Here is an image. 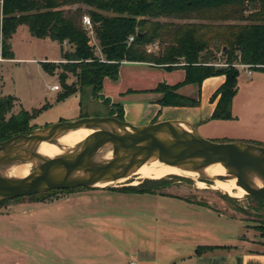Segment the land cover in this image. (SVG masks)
Listing matches in <instances>:
<instances>
[{
  "label": "rangeland",
  "instance_id": "1",
  "mask_svg": "<svg viewBox=\"0 0 264 264\" xmlns=\"http://www.w3.org/2000/svg\"><path fill=\"white\" fill-rule=\"evenodd\" d=\"M83 9L86 14V7ZM158 20L174 24L207 23L197 15L188 19ZM12 41L11 50L19 59L0 61V90L4 94L1 95L15 99L12 114L22 108L29 112L38 110L29 121L31 130L59 121L104 117L111 111L117 117L116 109H108V104L100 102L98 93L93 94L90 89L57 99L63 90L62 75H66L64 82L67 84L75 80L70 72L63 70L64 65L74 64L71 45L33 37L25 25L13 34ZM168 42L155 39L144 49L158 55ZM219 45L214 42L211 51L217 57L215 63L223 64ZM93 50L101 57L99 46H93ZM53 58L58 60L48 61ZM42 62H48L49 73L43 69ZM53 83L60 86V91L50 90ZM44 105L46 107L42 108ZM198 181L204 182L206 187H198ZM131 187H141L150 193L118 191ZM42 198L44 204L52 206L49 211L53 212L47 216L42 213L37 220L28 217L27 204ZM178 199L205 204L198 205L196 212L186 217L198 224H206L211 239H219L225 244L234 240L239 243V237L250 238L248 241L254 247L264 250V237L258 230L264 231L263 198L249 194L230 195L213 180L199 175L169 174L152 178L140 174L115 185L53 190L5 201L0 205V215L10 217L9 223L0 221V235L6 234L0 236V264H128L129 257L144 252L148 241L157 245L164 242L165 237L169 238L174 226L172 222L190 213L182 206L186 202ZM38 219L43 223L40 229L36 226ZM44 229L51 231L52 239L43 235ZM34 243L38 244L36 249L31 247Z\"/></svg>",
  "mask_w": 264,
  "mask_h": 264
},
{
  "label": "trees",
  "instance_id": "2",
  "mask_svg": "<svg viewBox=\"0 0 264 264\" xmlns=\"http://www.w3.org/2000/svg\"><path fill=\"white\" fill-rule=\"evenodd\" d=\"M84 7L92 21L101 57L95 54L83 27ZM194 15L207 23L174 24L158 20L188 19ZM23 25L33 37L48 38L61 45L66 43L74 49V64L64 65L63 70L70 72L75 80L67 84L64 82L66 75H62L63 90L57 99L84 89L99 93L105 77L113 81L118 79L122 61L149 62L167 69L184 68L183 83H200L207 77L223 75L224 82L210 98L211 102L217 98L211 117L227 120L233 117L231 103L238 88L239 68L236 65L246 64L251 69L264 71V0H0V58L14 59L8 42ZM129 35H133L134 40L128 44ZM155 39L161 43L169 41L158 55L144 49ZM214 42L220 44L223 65H215L217 57L211 51ZM181 58L184 64L173 65ZM47 63L42 62V65L49 73L51 67ZM175 87L159 84L155 88L164 93L161 105L196 104L194 100L175 94ZM13 99L2 96L0 90V142L31 130L29 121L38 113V110L29 112L23 108L16 114L10 113ZM103 102L108 104L106 99ZM111 106L123 120L122 105ZM118 191L150 193L141 187ZM258 230L264 237V231ZM214 248L216 246H198L195 254Z\"/></svg>",
  "mask_w": 264,
  "mask_h": 264
},
{
  "label": "crops",
  "instance_id": "3",
  "mask_svg": "<svg viewBox=\"0 0 264 264\" xmlns=\"http://www.w3.org/2000/svg\"><path fill=\"white\" fill-rule=\"evenodd\" d=\"M10 42L13 50L12 38ZM18 59L14 57L13 60ZM6 60L11 59L0 58V61ZM52 60L58 59H48V61ZM250 71L251 73L248 74L246 70L239 69L238 88L231 103L233 117L227 120L211 117L217 98L213 102L210 98L224 82V76H210L200 83H183L186 72L182 67L167 69L149 62L122 61L118 70V79L113 81L105 77L98 95L101 96L100 102L105 99L108 101V109H112V104L120 103L123 120L135 126L171 121L186 130L192 129L201 137L211 141L264 145V71L251 68ZM55 84L57 83L52 85ZM159 84L176 86L175 94L194 100L196 104L161 105L160 100L164 93L155 90ZM51 91L58 92L60 89ZM178 200L186 202L182 206L190 213L185 215V218L175 219L172 222L174 226L171 229V236L165 237L164 242L155 245L154 241H148L144 252L133 254L129 257V261L135 260L136 264H264V250L254 247V244L248 241L250 238L239 237V243L234 240L225 244L219 239H211L206 224H198L190 217H186L195 213L196 207L201 204L185 199ZM27 205L28 217L35 220L42 213L47 216L49 212H53L51 209L49 211L52 206H47L43 201L31 202ZM8 217L10 216L0 215V221L9 223ZM38 220L36 226L40 229L43 223ZM43 232L48 239H52L51 231L44 229ZM33 246L36 249L38 244L34 243L31 247ZM198 246H216V248L196 255L195 249ZM56 253L54 252L55 255Z\"/></svg>",
  "mask_w": 264,
  "mask_h": 264
},
{
  "label": "water",
  "instance_id": "4",
  "mask_svg": "<svg viewBox=\"0 0 264 264\" xmlns=\"http://www.w3.org/2000/svg\"><path fill=\"white\" fill-rule=\"evenodd\" d=\"M11 46L9 41L8 47ZM93 118L104 121L106 128L90 123ZM82 126L94 130L78 145L58 156L38 158L26 176L15 178L0 174V205L7 200L53 190L100 187L98 183L116 181L151 158L161 163L186 159L194 168L220 162L234 168L235 172L214 178L204 174H199V177L213 181H227L234 177L236 185L241 186L248 184L247 174H255L263 184L252 186L249 195L264 199V146L248 142L211 141L171 121L135 126L110 115L51 123L0 142V164L10 165L19 161V153L33 141L48 139L59 130ZM107 145L112 146L110 158L93 161L96 151ZM77 172L81 174L75 176Z\"/></svg>",
  "mask_w": 264,
  "mask_h": 264
},
{
  "label": "bare ground",
  "instance_id": "5",
  "mask_svg": "<svg viewBox=\"0 0 264 264\" xmlns=\"http://www.w3.org/2000/svg\"><path fill=\"white\" fill-rule=\"evenodd\" d=\"M89 122L101 128L107 126L104 121H99L96 118L89 120ZM93 130L94 129L91 128H85L84 126L68 130H59L48 139L33 141L29 143L25 150L19 153V161L10 165L0 164V174L6 177H24L29 173L30 169L35 166L38 158L46 159L58 156L78 145L88 134L93 132ZM111 155L112 146L107 145L96 151L93 161H103L110 158ZM21 160L24 161L22 162ZM234 172V168L225 166L220 162H215L203 168H194L186 159H177L168 163H161L156 158H151L137 169L131 170L122 175L116 181L98 183L97 186L104 187L115 185L128 177H136L140 174L152 178H157L158 176L166 177L169 174H178L185 177H197L199 174H204L214 178L218 175L232 174ZM80 174V172H77L75 173V176H79ZM246 177L248 181L246 186L236 185L234 177H231L227 181L215 179L214 184L227 191L230 195L232 194L237 197H242L244 194H251L252 186L260 187L263 184L262 180H260L255 174H247ZM197 185L200 188L206 187L205 183L201 181H198Z\"/></svg>",
  "mask_w": 264,
  "mask_h": 264
},
{
  "label": "built area",
  "instance_id": "6",
  "mask_svg": "<svg viewBox=\"0 0 264 264\" xmlns=\"http://www.w3.org/2000/svg\"><path fill=\"white\" fill-rule=\"evenodd\" d=\"M82 24H83V27H84L85 31L87 32L90 40H91V44L93 46H97L98 47V44L96 43L95 36H94L93 24H92V21H91V19H90V17L88 15L85 14V15L82 16ZM133 40H134V36L133 35H129L128 38H127V43L129 44ZM182 60L183 59H181V61H179L177 63H174L173 65H182V64H184V62ZM215 65H223V64H215ZM236 66H238L239 69L246 70V72L248 74L251 73L250 67L248 65H246V64H238ZM50 89L51 90H58V89H60V86L58 84H55V85H52L50 87ZM128 264H136V261L135 260H130L128 262Z\"/></svg>",
  "mask_w": 264,
  "mask_h": 264
},
{
  "label": "flooded vegetation",
  "instance_id": "7",
  "mask_svg": "<svg viewBox=\"0 0 264 264\" xmlns=\"http://www.w3.org/2000/svg\"><path fill=\"white\" fill-rule=\"evenodd\" d=\"M110 115H115V113H113V111H111V112H109V114H107L106 116H110ZM261 146H264V145H261ZM203 179H205V178H203ZM58 191H60V190H58ZM26 197H28V196H26Z\"/></svg>",
  "mask_w": 264,
  "mask_h": 264
}]
</instances>
